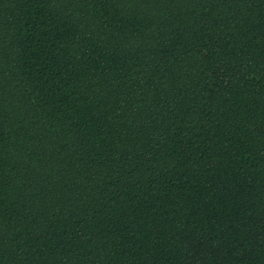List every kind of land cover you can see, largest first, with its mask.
<instances>
[{
	"label": "trees",
	"instance_id": "16d2710c",
	"mask_svg": "<svg viewBox=\"0 0 264 264\" xmlns=\"http://www.w3.org/2000/svg\"><path fill=\"white\" fill-rule=\"evenodd\" d=\"M0 264H264V0H0Z\"/></svg>",
	"mask_w": 264,
	"mask_h": 264
}]
</instances>
